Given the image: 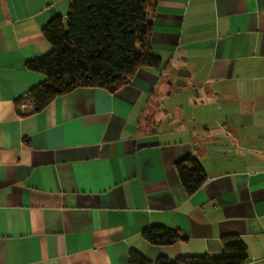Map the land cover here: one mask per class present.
<instances>
[{"label": "crops", "instance_id": "1", "mask_svg": "<svg viewBox=\"0 0 264 264\" xmlns=\"http://www.w3.org/2000/svg\"><path fill=\"white\" fill-rule=\"evenodd\" d=\"M68 8L0 0V264L218 255L226 235L246 245L243 264H264V0H157L159 68L20 116L15 99L43 80L26 62ZM184 155L206 174L190 195L174 168ZM153 225L186 239L150 244Z\"/></svg>", "mask_w": 264, "mask_h": 264}, {"label": "trees", "instance_id": "2", "mask_svg": "<svg viewBox=\"0 0 264 264\" xmlns=\"http://www.w3.org/2000/svg\"><path fill=\"white\" fill-rule=\"evenodd\" d=\"M157 0H69L65 16L57 15L42 27L50 49L26 62L43 80L15 99L20 116L43 110L55 97L77 87L114 91L127 84L141 67L159 68L161 60L151 49V21ZM30 106L22 108L24 102ZM179 181L190 195L205 181L200 162L184 155L174 162ZM141 236L150 244L169 245L185 240L179 231L153 225ZM247 248L236 235L221 239L218 255H159L153 262L132 251L129 264H243Z\"/></svg>", "mask_w": 264, "mask_h": 264}, {"label": "built area", "instance_id": "3", "mask_svg": "<svg viewBox=\"0 0 264 264\" xmlns=\"http://www.w3.org/2000/svg\"><path fill=\"white\" fill-rule=\"evenodd\" d=\"M25 107V105H22V108Z\"/></svg>", "mask_w": 264, "mask_h": 264}, {"label": "rangeland", "instance_id": "4", "mask_svg": "<svg viewBox=\"0 0 264 264\" xmlns=\"http://www.w3.org/2000/svg\"><path fill=\"white\" fill-rule=\"evenodd\" d=\"M175 95V94H174Z\"/></svg>", "mask_w": 264, "mask_h": 264}]
</instances>
